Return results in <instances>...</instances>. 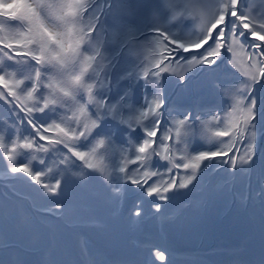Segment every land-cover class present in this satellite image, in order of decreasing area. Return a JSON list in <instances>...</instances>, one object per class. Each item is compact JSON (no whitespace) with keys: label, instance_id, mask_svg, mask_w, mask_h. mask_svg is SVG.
Instances as JSON below:
<instances>
[{"label":"snow or ice","instance_id":"snow-or-ice-1","mask_svg":"<svg viewBox=\"0 0 264 264\" xmlns=\"http://www.w3.org/2000/svg\"><path fill=\"white\" fill-rule=\"evenodd\" d=\"M135 2L142 4L145 9L152 4V0ZM121 3L122 0H35L29 4L0 0V16L10 18L0 22V148L5 153L9 151L5 134L7 141L13 145L12 154L7 156L8 174L5 176L3 168H0V181L20 179L14 174L23 173V178H30L41 185L45 193H58L63 191L62 181L67 186L71 169L80 167L72 157L83 161L87 168H93L88 158H95L97 149L102 150L103 156L113 153V128L116 126L110 118L117 115L118 105L128 104L130 96L127 90L119 96V100L108 96L113 86L110 81L113 73L117 80L122 78L121 73L133 81L142 77L145 85L151 84L155 89L150 96L148 92L145 93L144 102L137 109V124L149 117L151 119L143 126L145 138L135 149V160L122 157L126 165L147 161L151 155H160L158 148L171 138L166 114L171 116L172 109L164 107L167 99L165 89L169 83L186 88L187 82L195 75L215 77L221 71L227 73L228 65L236 67L241 63L243 75L247 79L235 81L231 88L225 87L224 80L215 83V87L223 94L238 97L231 106L236 115L232 125L222 127V117L218 112L212 116L219 129L214 136L228 139H217L212 143L213 137L210 135V147L206 151H198L194 155L184 153L178 160L164 156L172 165L167 172L170 173L173 168L190 170V175L182 177L179 183L174 176L164 179L165 173L147 170L144 163L131 173L127 172L124 165L117 164L114 166L116 183L111 187L117 200L133 190L131 186L134 185L135 191L143 192L147 197L155 195L158 201H168L195 190L196 185L192 182L199 183L198 170L204 175L209 169H223L232 176L235 172H228V168L243 172L246 171L243 165L255 166V143L257 138L264 140V83H261V77H264V17L258 25L254 23L255 17L250 18L246 12V0H196L188 6L205 10L198 35L184 33L181 28L182 16L179 19L173 16L175 24L167 20L158 22L156 16L152 19L145 17L134 29L109 32L106 25L113 10ZM174 28L181 30L174 31ZM245 48L248 49L247 61H242L240 54ZM229 53L232 54L231 58ZM16 65H27L30 69L23 79L18 78L21 73ZM47 65L55 68L51 75H45L50 71ZM192 69L195 71L192 72ZM166 72L174 73L178 79L171 81L164 76ZM189 72L191 74L186 75ZM254 84H260V87L254 89ZM132 86L130 84L129 88ZM45 87L47 94L44 92ZM93 105L94 111L87 115L89 107ZM5 115L7 123L3 119ZM191 116L189 112L184 119L173 121L178 137L182 128L187 135V129L191 128L188 124ZM162 121L164 129L157 142L155 138ZM202 123L210 130L211 121ZM22 126L25 131L29 127L34 131L27 136H20L23 143L17 145L11 132ZM48 133L55 134V138ZM244 141L247 143L241 150L240 145ZM154 143L158 144V148L152 147ZM60 145L70 155L59 157L56 162L57 175H53V168L45 158L40 159L44 168L35 171L32 165L35 156L27 162L16 160L19 155L17 147H35L37 151L51 156L62 152ZM80 148H88L89 152L80 151ZM241 151L238 161L237 155ZM3 159V155H0V163ZM238 162L240 168H237ZM60 165L64 167L60 168ZM142 168L145 170L141 171ZM72 175L83 177L84 172L81 169L80 173ZM46 176L47 181L44 179ZM152 177L159 179L149 185ZM189 185L192 187L189 188ZM181 189H188V193L180 192ZM169 192H173L172 197L166 195ZM151 204L155 213H160L161 203L154 200ZM143 205L141 196L131 210L130 218L134 222L142 218ZM67 207L60 200L55 207L46 211L62 216ZM155 255L160 261L165 260L162 251L157 250ZM257 264H264V255Z\"/></svg>","mask_w":264,"mask_h":264},{"label":"rangeland","instance_id":"rangeland-1","mask_svg":"<svg viewBox=\"0 0 264 264\" xmlns=\"http://www.w3.org/2000/svg\"><path fill=\"white\" fill-rule=\"evenodd\" d=\"M7 2H12V0H7ZM16 2L31 4V3H34L35 0H16ZM195 2L196 0H152V4L147 9H145L142 4L136 3L135 0H132V2H129V0H122V3L120 4V6L116 7L113 10L112 16L109 20V24L106 25V27L108 28L109 32H118L121 29L123 30L134 29L140 24V22L145 17L148 19H152L153 16H156L159 18L158 22H164L165 20H167L170 23L175 24L176 20L173 19V16H175L176 19H179L182 16L183 24L181 25V28L183 29L184 33L189 36H191L192 33H195L198 35L200 32L202 14L205 12V10L203 8L193 9L192 7L188 6ZM246 12L249 13L250 18L255 17L254 23L258 25L261 22V18L264 17V0H246ZM8 19L10 18L0 16V22L6 21ZM173 30L180 31L181 29L174 28ZM192 38L194 39L195 36H192ZM209 43H211V41H209ZM205 47H207V45H205ZM200 51H203V49H200ZM247 52H248L247 48H245L241 52L240 55H241L242 61H247V55H246ZM228 55L231 58L232 54L229 53ZM133 59H135V57H133ZM37 67L39 66L37 65ZM46 67L50 71L48 73H45V75H51V73L55 72V68L52 65H47ZM228 67H229V71L227 73L221 71L217 73L215 77L210 76L208 74L195 75L193 76L191 81L187 82L186 88L178 86L174 83H169L167 85L165 89V95L167 96V99L165 100L164 107L166 109H172V115L167 116L166 114V118L169 121L168 123L169 136L171 138L164 142V145H166V153L164 156L167 155V156L172 157L174 155L176 160H178L180 156L184 153H188L189 155H194L198 151H206L210 147V142L208 139L210 135L213 137L212 143H215L217 139H225V140L228 139V137H215L214 136L215 132L219 129H217L216 127L217 122L212 120V116L218 112L220 113L222 117V127L226 128L232 125L233 122L236 120V115L233 113V109L231 106L235 104V101L238 97L234 98L232 95L223 94L215 87V83H218L220 80H224L226 81L225 87L231 88L232 84L235 81L237 80L243 81L247 79V77H245L242 72L243 63L238 64L236 67H232L231 65H228ZM16 68L21 73V75H19L18 77L20 79H23L25 76H27L30 71L27 65H16ZM191 71L194 72L195 69H192ZM113 74H114V80L112 83L113 85L112 88L114 90L113 92L111 90V92L108 93V96L115 97L117 100H119V96L123 95L126 90L130 93V96L128 99V104L118 105L116 109L117 115L115 116V118H110V119H112L113 125H115L116 127L129 126L132 129L130 132L131 139L135 147H138L140 144H142L143 139L145 138L143 126L148 124L151 118L149 117L148 119L143 120L140 124H137L135 120V117L138 114L137 109L139 108L140 105L143 104L145 93L148 92L150 96L152 93L155 92V89H153L151 84L145 85L144 79L142 77L138 81H133L129 77L121 73L120 75L122 78L117 80L115 78L116 74L115 73ZM188 74H191V72L187 73L186 75ZM164 76L169 77L171 81H176L178 79V77L174 73H171V72L164 73ZM27 83L28 81L25 80V84ZM261 83H264V77H261ZM130 84L133 85L131 88H129ZM252 87L254 89H258L260 87V84H254L252 85ZM44 92L45 94H47V87L44 88ZM117 93H119V95H117ZM92 111H94V109L89 107V111L87 115H91ZM189 112L192 114L191 119H189L188 121V124L191 125V128L187 129V135H185V129L182 128L180 130L181 135L178 137L176 134L177 129L175 125L173 124V121L184 119V116L187 115ZM197 117H199V119H197ZM205 121H211L210 130L204 127L202 122H205ZM5 122L7 123L6 120ZM163 129H164V123L162 121L161 126H160V131L157 132V137L155 138L157 142L159 141V137ZM29 132H30V127L28 128V131L24 130V126L20 128H14L12 139L17 141L19 136L29 134ZM50 134H53V133H50ZM113 134H114V130H113ZM53 135L55 136V134ZM5 142L8 143L9 151L5 153L3 149L0 148V154L3 155L4 157H7L9 154H12V148H13L12 143L7 141V134H5ZM246 143L247 141L243 142V147ZM154 144H157V143H154ZM114 147H115V151L111 154L119 152L118 147L116 146ZM256 148L257 147L255 144V151L257 155L258 151L261 150V147L258 149ZM168 149H171V151H168ZM17 152L19 153V155L16 156V160L17 162H19L22 160V152L19 149V147H17ZM61 154L70 155V153H67L64 151H62ZM99 154L102 155L103 153H98V155ZM25 155L29 156V158H31L32 156H35L36 159L33 162H37V160H40L42 158L43 153L37 151L35 147H33V149H29V152ZM240 155H242V152L240 153ZM55 158H56V155L54 153L52 156H49L46 162L49 165H51V162ZM260 160L263 161V156L258 158L254 167L247 165V164L243 165L242 167L246 169V171L239 172L234 169L235 175L232 176V179L235 180V188H236V191L238 193V198H239L238 205H241V206L249 205L250 208H253L257 203L262 204L261 193L264 194V164H263L264 161L261 162ZM163 161L166 162L168 160L163 158ZM238 161H239V158H238ZM118 162L119 160L117 158H115L112 161V163L115 165H117ZM3 165H9V162L7 159H4ZM98 166H99V163H96L95 167L97 168ZM83 167H84L83 165H80L79 170L81 171L82 169L84 172V175H88ZM240 167L241 165L238 162L237 168H240ZM0 168H3L4 173H8V167H0ZM43 168H44V165L41 166L37 164L33 168V170L34 171L42 170ZM56 168H53V175H57ZM169 168H172V165L170 163H169ZM181 171L183 172V176H186L190 173V170L186 171V170L180 169V172ZM252 171L254 173L253 182H254L255 193L252 196L251 201H248L246 199V190H247V185L252 181L250 178ZM161 172L165 173V176L163 177L164 179H171L174 176V173L167 172L166 165L161 169ZM175 177L177 178L178 176L176 175ZM156 178L157 177H155V179ZM44 179L47 181L48 177L46 176L44 177ZM198 180H199V183H197L198 190L205 191V194L207 197L211 198V196H216L218 200H224L229 197V194L232 193V190L229 191L227 188L224 187V185L228 182V176L226 175H223V177L219 180V183L216 185L214 189L211 188L210 186V183L212 182L211 178L208 177V179H206L205 176L202 175ZM7 184H8L7 181H4V180L0 181V185H7ZM23 185H28V184L22 179V186ZM29 185H30V190L35 195L45 194V189L41 185L36 184L34 181H31ZM180 192L184 193L185 189H181ZM188 194L184 195L186 199L188 198ZM180 196L182 195L175 196V199L178 202L179 206H173L174 209L171 210L173 214L176 213L181 208V206L185 207V205L183 204L184 202L181 200ZM156 199L157 198L154 197V198L148 199L149 201L148 200H145V201L150 202ZM197 199L198 201L203 200L202 196H199ZM100 203H103V202H100ZM225 203H226L225 201L221 202L220 207L216 212V216L217 214H219V212L223 210ZM106 205L111 206V204H107V203ZM148 205L151 206L150 204ZM213 205L214 203L212 202L210 204V208H212ZM98 208H103V207L98 206ZM198 215H200V213L195 210H192L189 212L185 211L180 216V222L184 224L191 217L193 216L197 217ZM233 220H234L233 225L235 227L238 224H240L241 221H242L243 226H245L246 224L244 221L245 220L244 215H242L240 218H238L236 215L233 217ZM25 224L26 223L20 226L19 228L20 233L24 234V236L29 238L31 232H24L23 227L25 226ZM246 232L247 230L244 227L243 233H246ZM65 241L66 242L68 241L67 237H65ZM64 248H65V244L62 242H58L55 245V250L51 251V254L49 253V258L51 260L52 259L60 260L62 257L61 250L63 251ZM20 256H21V253H18L17 258H20ZM31 264H37L36 260L32 259Z\"/></svg>","mask_w":264,"mask_h":264},{"label":"bare ground","instance_id":"bare-ground-1","mask_svg":"<svg viewBox=\"0 0 264 264\" xmlns=\"http://www.w3.org/2000/svg\"><path fill=\"white\" fill-rule=\"evenodd\" d=\"M114 144L116 146H131V145H134L132 140L124 141V140L118 139V138H116ZM87 152H89V151H87ZM91 158L92 157L89 156L88 159H91ZM114 158H115V156L109 157L105 161H103L102 164L103 165L106 164V163L111 164L112 161L114 160ZM107 166H112V165H107ZM61 186L63 188L65 187V184H64L63 181L61 182ZM83 188L85 189L86 193H88L87 196L89 197V196H95L97 193H99L98 189H100V186H86V187H83ZM73 189L76 190L77 188H73ZM136 194L139 195V193H136ZM75 197H76V206L77 207H82L83 203L81 202V200L78 199V197L76 195H75ZM67 200H69V198H67ZM19 204L21 206V211L20 212H21L22 216H25V214H31L33 219H34V215L35 214L38 215L40 213L39 210L34 206L32 201L30 199H28L27 197H24V196L20 197ZM65 204L68 207L65 210L64 215H62V216H57V215H54V214H50L47 211L44 212L43 214H41L42 217L52 216V218L50 220H48L47 222H44L43 220H41L40 222H38V225L40 227L46 228L48 230V232H52L53 235H51L50 238L42 237V236L34 238L32 244L30 246H28L27 248L31 249L35 253V256L40 257L45 252H49L53 248V245L55 243L63 241V237L65 235L73 233V232H77L79 230H86L84 228L76 229L75 226L78 224V222H76L74 220L69 221V223L71 224V229H66V228L64 229V228L57 227L58 224H61V225H64V226L67 225V219L69 218L71 207H70V205L68 203L65 202ZM50 206L51 205H49L48 208H50ZM117 209L119 210V212L121 213L122 216L123 215L125 216L124 219H121V217H118L117 215H116L115 218H113L114 219L113 222L117 223L118 228H120L119 226L123 225V222H126V221H128L127 223H125L127 230H135V228L138 229V228H141L142 226H144L146 221H142V220H140L139 223L138 222H136L134 224H130L129 223V221L131 220L130 215H131V210H132V208L130 206H123L122 208L118 207ZM117 209H116V211H117ZM34 224H36V223H34ZM198 225H202V223L200 222V223H198ZM196 227L197 226L192 227V229L196 228ZM118 228L114 227L113 224H110V225L108 224L105 236L102 239V240H105V238H106V240L105 241H99L97 239H93V242L95 244L94 250L103 249L105 251V255H104L105 259H106L107 255L109 254V250H111V249H113V248H115L116 246L119 245L118 238L120 237V235H118V231H121V230L118 229ZM189 231H191V230H189ZM144 238H145L144 236H140V235H136L135 237H132L133 240H135V241L138 240V241L142 242L141 243L142 244L141 245V249L144 248V247H142L144 245ZM258 243H259V248L261 249L259 251L260 252V256H262V255H264V243L262 241H258ZM12 244L13 243H5L0 248H6V247H8V245H12ZM164 245H165V243H163V244H161L159 246H161L162 248L166 249ZM89 247H90V249H92L91 246H89ZM76 255H80V257L88 264L97 263V261H101L100 259L98 260V258H96L95 256H92L90 254V252H89V248L86 247V246L83 247L81 252H76ZM190 258H191V261H193V258H195V260H198L199 256H190ZM140 260H141V257L139 258V262H140ZM230 263L231 264H237L238 261H237L236 258H234V259H229V260H227L225 262V264H230ZM103 264H110V263L109 262H103ZM112 264H117V261H114V263H112ZM218 264H219V262H218Z\"/></svg>","mask_w":264,"mask_h":264}]
</instances>
